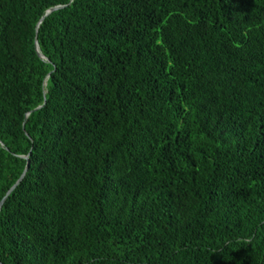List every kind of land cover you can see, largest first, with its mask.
Returning <instances> with one entry per match:
<instances>
[{
  "label": "trees",
  "instance_id": "obj_1",
  "mask_svg": "<svg viewBox=\"0 0 264 264\" xmlns=\"http://www.w3.org/2000/svg\"><path fill=\"white\" fill-rule=\"evenodd\" d=\"M25 156L0 264H264V0H0Z\"/></svg>",
  "mask_w": 264,
  "mask_h": 264
},
{
  "label": "water",
  "instance_id": "obj_2",
  "mask_svg": "<svg viewBox=\"0 0 264 264\" xmlns=\"http://www.w3.org/2000/svg\"><path fill=\"white\" fill-rule=\"evenodd\" d=\"M60 7H61V5H59V6H55V7H53V8L48 9V10L46 11L45 15L41 18L40 22L43 20V18H44L46 15H48L49 13H51L52 11H54V10L60 8ZM40 22H39V23H40ZM36 50H37V53H38L39 57L44 58V55L39 51V47H38L37 42H36ZM44 84L46 85V82H45ZM38 108H39V107H38ZM25 158L27 159L26 167H25L24 171L22 172L21 176H20V177L18 178V180L15 182V184H14V185H13L8 191H7V193L5 194V196L1 199V201H0V209H1L2 204L4 203V201H5L6 198L8 197V195L11 193V191H13V190L15 189V187L21 182V180H22L23 177L25 176V173H26V171H27V169H28V156H25Z\"/></svg>",
  "mask_w": 264,
  "mask_h": 264
}]
</instances>
